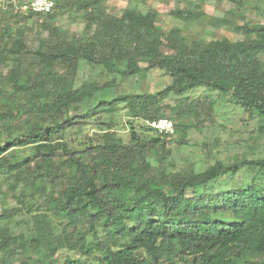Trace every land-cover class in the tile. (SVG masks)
<instances>
[{"label":"trees","instance_id":"trees-1","mask_svg":"<svg viewBox=\"0 0 264 264\" xmlns=\"http://www.w3.org/2000/svg\"><path fill=\"white\" fill-rule=\"evenodd\" d=\"M5 1L0 201L15 206L0 207V264H264V156L199 172L177 171L170 159L173 143L184 144L177 134L192 127L187 119L215 116L221 100L248 113L264 137V24L215 18L240 38L190 40L179 26L161 28L155 9L114 14L104 0H55L39 14ZM217 1L264 8V0ZM200 10L169 16L193 25L206 16ZM66 15L81 17L83 31L61 28ZM83 65L100 81L81 82ZM154 70L169 80L162 91L102 98ZM198 89L215 97L184 104ZM162 118L173 121V135L146 123ZM121 123L126 137L117 134ZM240 172L243 181L213 192Z\"/></svg>","mask_w":264,"mask_h":264},{"label":"rangeland","instance_id":"rangeland-1","mask_svg":"<svg viewBox=\"0 0 264 264\" xmlns=\"http://www.w3.org/2000/svg\"><path fill=\"white\" fill-rule=\"evenodd\" d=\"M22 5H27L31 0H17ZM106 5L114 14H121L124 9L136 7L140 11L146 12L149 9H155L159 13L158 24L164 30H169L179 26L183 28V35L190 40L200 38H229L237 40L240 37L233 34L231 30L223 25L215 26V18H227L238 22L239 24L249 23L251 25L264 24V8L256 9V3L249 1L246 8L238 11L227 1L217 0H104ZM196 6H200L206 16L199 23L193 25L184 24V22L175 20L169 16L171 11L181 10H196ZM57 24L72 33H80L84 29V22L81 17L72 19L69 15L63 16ZM39 34L32 35L31 42L37 47ZM264 62V54L261 56ZM80 80L83 81H100L96 70L83 65L80 71ZM102 83V82H100ZM169 80L165 75L158 70L151 72H139L135 78L129 82L118 86L117 91H110L102 98L112 99L119 94L134 93H155L166 88ZM189 98L184 104L195 103L207 104L215 95L207 89H198L190 92L187 95ZM164 108L169 103L165 101ZM176 101L172 103L176 105ZM196 104V103H195ZM191 109L194 108V104ZM163 108V109H164ZM168 112V117L173 119L174 113L170 109H164ZM215 116L210 117L201 111L200 118L192 115L187 119L188 124L192 126L187 135L177 134L176 140L184 139V144L180 145L177 141L171 146L170 159L174 160L175 169L177 171L195 170L199 172L207 165H213L217 161H223L226 165H232L236 160L245 158H257L264 156V137L259 136L256 120L252 119L248 113L237 109L231 105H227L221 100L214 107ZM120 116H117L119 118ZM124 119V118H123ZM127 120L125 119V122ZM137 130H143L142 121L135 123ZM117 134L126 137L129 133V126L121 123L117 128ZM147 135H154L149 132ZM251 147V148H250ZM242 172L237 175L234 180L226 179L219 180L213 186V192L217 193L225 189H229L234 185V181H243L240 178ZM250 180V176H247ZM7 179L0 174V191L6 190ZM15 206V203L1 197L0 207ZM1 211V208H0ZM18 233L20 230L15 228ZM35 259L37 257L35 256ZM44 259V258H42Z\"/></svg>","mask_w":264,"mask_h":264},{"label":"built area","instance_id":"built-area-1","mask_svg":"<svg viewBox=\"0 0 264 264\" xmlns=\"http://www.w3.org/2000/svg\"><path fill=\"white\" fill-rule=\"evenodd\" d=\"M9 3L5 0H0V6L7 7ZM55 5V0H31L27 5L21 7V11H32L34 13L44 14L49 13ZM148 126L152 129L165 134L173 135L175 126L172 120L162 118L159 120L147 121Z\"/></svg>","mask_w":264,"mask_h":264}]
</instances>
